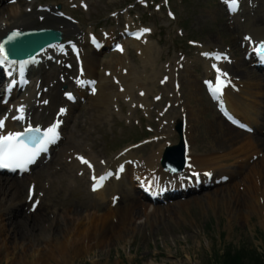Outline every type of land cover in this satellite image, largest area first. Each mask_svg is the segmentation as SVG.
I'll list each match as a JSON object with an SVG mask.
<instances>
[{"label":"rangeland","instance_id":"obj_1","mask_svg":"<svg viewBox=\"0 0 264 264\" xmlns=\"http://www.w3.org/2000/svg\"><path fill=\"white\" fill-rule=\"evenodd\" d=\"M12 1L2 0L0 5L5 7L7 12L18 7H20L18 8L19 11L23 13H33L36 9L46 7H54L58 11H63L62 13L68 16L74 26L77 27L76 29L79 32H84V50L88 56H92L93 52L89 36L90 34H98L102 37L99 41L103 44V48L94 54L95 58L100 63H115L117 60V73L124 75L128 74V70L118 63L124 58L120 52H115L112 49V45L128 42L127 32L129 29H138L155 49V53H151L152 58L144 59L132 43H125L127 60L132 63V67L137 73L145 71L141 74L149 77L151 76L150 68H152L155 71L160 69L159 72L167 74L164 69L166 64L169 70L173 68L176 71L178 69L176 71L178 74H175L179 78L183 75L181 69L183 61L194 62L197 57H201L203 51L205 57V52L216 53V50L219 49L227 51L229 47L235 57H233L234 60L243 58L241 47L249 39L250 33L256 32L255 30L258 29L264 30V0H239L241 10L235 14V18H231V15L226 12L223 0H169V4H167L168 0H22L20 5H11ZM27 18L30 22L38 20L32 14L27 15ZM44 23L45 26H50L54 21L51 18H46ZM77 38L78 36L73 34L64 37L66 41L70 42ZM246 48L249 49L250 47L247 46ZM214 49L216 50L213 51ZM175 63H177L176 67L173 66ZM229 72L237 75L235 69ZM187 75L191 76L190 80H195L196 86L199 85L198 95L195 98H190V90L184 85L186 75L183 76L180 87L175 84L172 87L168 81L157 83L156 79L153 85L151 83L146 85L147 88L145 89H150L146 99L145 95L143 96L145 90L142 89L138 92L136 88L132 95L126 99L113 97L106 105L107 115L102 114L103 104L98 102L97 97L94 98L95 101H90L89 98L94 96L86 89L83 97L75 103L69 120L70 128L79 122L77 128L73 127L74 131H77L74 133L73 140L67 139L70 129L66 127L61 142L59 141V144L57 143L51 148L50 156L32 168L28 174L18 178L0 175V177L9 180L18 179L22 182L20 183L22 200L33 197L29 193L30 189H32L33 194H36L35 200L40 203V214H36L38 222L32 218L35 220L33 230L37 237L36 241L40 243L42 241L41 246L44 238L54 234L57 229L60 230L68 217L76 218L78 212L83 214L82 216L92 214L95 209L100 213L106 208L98 204L100 202L98 197L88 192L89 175L79 176L76 174L75 177L72 176V181L68 174L70 173L68 166L58 160L59 151L67 145H71L72 141L75 144L77 142L81 147L82 155L94 156L95 159L107 161L108 164L116 160L126 150L135 152L137 158L143 157L145 159L143 163H147L151 153L158 150L159 145L163 144L167 147L177 144L178 135L174 128L179 120H183L184 123L189 120L185 105L191 103L192 106L206 105L205 111L203 110L201 115L199 114V118H196V122L199 120V123L195 126L188 123L191 131L189 126L187 130L190 132L187 131L188 133L185 134L186 128L184 130L185 139L187 135L190 142H187L189 151L186 154L187 163L190 159L189 153L203 159L205 151H210L212 144L222 145L220 144L221 141L213 140L205 130L207 121H212L215 116H221L219 103L207 91L209 86L214 84L216 74L209 65L199 62L196 66L189 68ZM254 76L256 77V75ZM206 79L210 83L208 87L204 85ZM118 81L117 79V89L119 92H123L124 87ZM69 89L66 83L63 86L56 85L53 88L54 91H68ZM19 95L18 92L14 94V102L18 100ZM196 100L199 102H195ZM246 103L252 105L250 100H246ZM147 106L150 108L148 109ZM191 116L195 122V116ZM166 133L169 134L168 137ZM262 135L264 136V132ZM78 136H80V140H77ZM236 144L233 148L228 149L230 151L232 149V155L240 156L243 150L252 147ZM92 145H94V149L91 148ZM260 147L253 150L264 153V149ZM236 158L234 157L225 166L235 165ZM72 160H75V157L69 158L68 161L70 162L67 161V164L71 163ZM253 160L255 161L254 158L251 161ZM44 162H46L45 165ZM94 170L99 171L98 164L94 166ZM195 172L198 170H193V172L188 170L185 176L192 177ZM199 172L205 174V171ZM240 176L232 178L228 184L229 187L216 189L218 186H225V180L221 183L215 182L213 184L211 182L194 191L195 193L184 192L182 196L168 197L166 200L156 198L155 195L158 194V191L150 190L146 183H138L136 178H131L129 181L135 188L134 192L139 200L148 205L149 214L138 215L136 223L141 225V228L136 229L137 232L129 231L128 235L123 234L125 236H122L120 241H115L114 235H109V239L106 240L109 244L95 249L96 251L99 250L100 264H211L215 260L214 257L220 255L225 249H239L243 246L255 248L264 255L263 194L260 190L257 194L252 187L247 188L246 185L233 187L236 182L242 181L244 176ZM125 178L128 179L129 176L126 174ZM171 178H175V176H170L169 180ZM70 181H72L71 185H69ZM197 181L200 182L198 179ZM232 190L234 193L230 194L231 198L236 199L235 192L245 195L242 207L236 212L237 216L235 215L233 218L229 216L230 212L224 203L215 206L214 202L207 204L204 200L202 203L190 201L189 204L178 206V202L184 203L183 200L189 197L201 198L214 191H219L217 196L220 198ZM170 192L173 193L174 189ZM252 195L255 196L254 200L258 201V212L250 209L247 205L249 201L247 198H251ZM106 196L109 197L110 192ZM29 206L31 207V204ZM154 207L156 209L153 210ZM157 207L164 208L156 214ZM26 211L25 208L23 213ZM23 234L27 237L30 232L24 229ZM30 239L33 240L34 236ZM30 239L25 240V243H28ZM88 257L89 254L86 253L71 264H89ZM0 264L13 263H9L4 256H0ZM47 264L56 263L49 261Z\"/></svg>","mask_w":264,"mask_h":264},{"label":"bare ground","instance_id":"obj_2","mask_svg":"<svg viewBox=\"0 0 264 264\" xmlns=\"http://www.w3.org/2000/svg\"><path fill=\"white\" fill-rule=\"evenodd\" d=\"M1 1L2 0H0V2ZM21 1L22 0H13L11 5H20ZM227 1L230 0H226L225 3ZM1 6L2 5H0V7ZM239 6L241 7V4ZM18 8L11 12H7L5 7L0 8V38L11 30L24 31L42 28L58 30L62 33L63 37H66L68 34H73L77 35L78 38L72 42H63L60 45L50 46L34 56L31 61L24 64L4 63L0 61V93L2 92L0 99V119L4 120V127L0 129V134L7 135L8 133H19L27 128H39L43 131L55 128L56 138L49 144L50 148H52L56 142H61L64 129L68 127L70 132L67 139L73 140L74 133L77 132L74 131V128H77L79 122L74 124V128H70L69 120L71 119V113L75 103L78 99L83 97L86 89L94 96L89 98L90 101H95L94 98L97 97L99 99L98 102L103 104L102 110L100 109L102 114L107 113L106 105L113 97H122L126 99L132 95L135 88L138 92L144 89L145 94L141 93L143 96L145 95L144 97L146 99L150 93V89H145L147 88L146 85L148 83L153 85L156 79L157 83L168 81L172 87L174 84L180 87L181 80H183V76L186 75L184 77V81H186L184 85L190 90V98H195L198 95L199 85L196 86L195 80H190L191 76L187 74L189 68L196 66L199 62L209 65L210 68L214 67L217 72L224 75L225 82L223 81L222 83V91L220 94H216L217 102L221 108L231 114L234 119H240V126L250 127L251 132L247 133L240 130V126L234 127L230 125L221 116H215L212 121L205 122L206 133H209L213 140L221 141L220 144L222 145L216 146L212 144L211 150L205 151L206 153L203 159L189 153L190 156H188L190 159L187 168L185 172L180 175H170L162 171L159 161L165 149L163 144V146L159 145L158 150L151 153V157L147 160V163H143L145 160L143 157L137 158L135 152L126 150L116 160L108 164L107 161L97 160L94 156L82 155L83 153L80 150L81 147L77 142L75 144L72 141L71 145H67L59 151L58 160H60V163L68 166V170L70 171L68 174L72 181V176L75 177L76 174L79 176H83V174L89 175L90 184L88 192L91 191L93 184L99 177L104 178L102 184L97 186L96 190L92 192V195L98 197L100 201L98 204L105 206V210L99 213L98 210L95 209L92 214H86L85 216H82L83 214L81 215L78 212L77 217L74 214L76 218L67 216L68 219L67 221L65 220L66 222L63 227L60 230L57 229L54 231V234L45 237L43 245L41 246L42 241L41 243L36 241L37 237L33 230L35 220L38 222L36 214L40 211V203L35 200L37 197L36 194H33L31 199L22 200L20 194V183L22 182L18 179L9 180L0 177V256H4L9 263L13 264H47L49 261L56 264H71L75 259L87 253L89 254L87 258L89 264H100L99 250L96 251L95 249L102 248L106 244L108 245L109 243H107L106 240L109 235H114L115 241H120V238L122 236L124 237L126 234L128 235L129 231L133 233L137 232L136 229L141 228V225L136 223L137 218L139 216H145V213L149 214L147 211L148 205L139 200L137 194L134 192L135 188L132 182L129 181L133 177L136 178L138 183H146L150 190L158 191L156 198L166 200L168 197L182 196V186L186 187L190 185L198 190L199 187L207 183H221L225 180V186H218V188H216L222 189L228 186L232 178L241 175L240 177L244 176L242 181L236 182L233 187L246 185L247 188L252 187L257 194H259L258 191L260 190L263 194L262 199L264 200V153L259 150H253L260 146L264 149V136L262 135L264 132V70L258 64L253 54L256 44L261 41L264 42V30L258 29L255 30L256 32L250 33L249 39L245 42V45L241 47L243 58L234 60L235 57L229 47L227 51L214 49L213 51L216 50V53L205 52V57L203 51L201 57H197L194 62L189 63V61H183L184 63L181 67L183 75H181L180 78L176 77V74H178L176 71L178 69L176 71L173 68L169 70L166 64L164 69L167 74L159 72L160 69L155 71L152 68H150L151 76L149 77L141 74L145 71L141 70V73H137L136 70L133 69L132 63H129L127 60L125 48L126 41L121 44V55L124 59L118 62L123 68H127L128 70V74L124 75L122 73H117V60L115 63H100L95 58V51L92 52V56H88L84 50V32H79L68 16L62 13L63 11H58L54 7H46L36 9L33 13H23L19 11ZM29 14H32L38 20L32 22L28 21L27 15ZM230 17L235 18L236 16L232 14ZM46 18H51L54 23L50 26H45L44 22ZM134 31L138 30L129 29V33ZM90 35L92 41H98L102 38L98 34ZM128 42L135 46V49L139 52L141 57L144 59L152 58L151 53H153L155 49L151 42L147 41L142 35L139 36L138 39L128 40ZM247 46H250V48L247 49ZM208 54L219 57L228 54L229 58L220 57L216 59V57L212 56L210 60L207 59ZM119 60L121 59L119 58ZM58 61L60 64H58ZM177 63L173 66L176 67ZM147 68L145 67V69ZM232 69H235L237 75L229 72ZM3 75H8V83L9 81H17L20 79L28 80L27 85L25 87L23 86V93L18 96V100L15 102L13 98L16 89L10 88L9 86L4 87L5 80H1ZM254 75H256V77ZM117 79L119 80L118 82L123 85L122 87H124L123 92H119L117 89ZM228 82H231L232 85L229 86ZM65 83L67 87L70 88L68 91L53 90L56 85L63 86ZM215 86L216 85H212L210 87L211 92H213L211 88ZM181 91L183 93V89ZM155 93L157 92L155 91ZM151 95L153 96V94ZM5 96L8 97L6 103L2 100V97ZM70 97L72 100H70ZM246 100H250L252 105L246 103ZM195 102L199 101L196 100ZM147 104L149 103L147 102ZM205 105L198 104L192 106L191 103H186L185 106L189 115V120L185 123V134L187 131H191V127L188 123L194 124V126L199 123V120L196 122V118L198 119L199 114L203 112V110L205 111ZM179 106L181 107V104ZM20 108H23V119L13 120L12 117L16 114L21 115L18 111ZM149 108L150 107H148V109ZM251 114L254 117H251ZM191 115L195 116V122ZM188 126L189 130H187ZM168 127L171 129L170 126ZM170 133H172V130H170ZM168 135L169 134L166 133L167 137ZM80 136L77 137V140H80ZM187 137L186 135V140L190 143ZM236 143L252 147L243 150L240 156L232 155V149L231 151L228 149L233 148ZM91 148L94 149V145H92ZM44 157L45 156H41L38 162ZM72 157H75V160H72L74 162L71 161V163L67 164L68 159ZM234 157H237L235 165L226 167L225 164L233 160ZM253 158L255 161H251ZM82 160L88 163H83ZM45 163L46 162L43 164L45 165ZM96 164L99 165L98 172L94 170ZM89 165H91V167H89ZM35 166H37V164ZM188 170L192 172L193 170H198V172L194 173L192 177L185 176ZM199 171H205V174ZM126 174L129 176L128 179L125 178ZM170 176H175V178L169 180ZM209 177H211V179H209ZM198 178L201 180L199 187L195 183ZM72 181L69 182V185L72 184ZM172 189H174L173 193L170 192ZM190 190H192V188L188 189V191ZM30 191L32 192V189H30ZM108 192H110L109 197L106 196ZM193 192L194 191L190 193ZM232 193H234L233 190L229 193L227 192L220 198L217 196L219 191H214L201 198L189 197L183 200L184 203L178 202V206L189 204L190 201L202 203L204 200L207 204L214 202L215 206L219 203H224L230 212L229 216L233 218L235 215L237 216L236 212L242 207L243 197H245V195L243 196L235 192L236 199H234L230 196ZM254 198V195L249 199L247 198V200H249L247 205L250 209L258 212V201L254 200ZM29 204H31V207H28ZM96 207H98V205H96ZM25 208L27 211L23 213ZM163 208L157 207L155 213L157 214V212L161 211ZM154 209L156 208L154 207L153 210ZM51 213L53 212L51 211ZM259 217L261 216L259 215ZM32 218H35V220ZM55 218H57V215H55ZM24 229L30 232L29 236H25L27 233H24L25 235L23 234ZM32 236H34L33 240L30 239ZM27 239H30V241L25 243Z\"/></svg>","mask_w":264,"mask_h":264},{"label":"water","instance_id":"obj_3","mask_svg":"<svg viewBox=\"0 0 264 264\" xmlns=\"http://www.w3.org/2000/svg\"><path fill=\"white\" fill-rule=\"evenodd\" d=\"M61 41L62 33L55 30H12L0 40V49H2L0 54L3 56L9 52L12 58L18 60L29 59L47 46L60 43ZM175 131L179 137L178 144L165 149L161 159V166L165 171L180 173L184 169L186 161L183 123L181 121L176 124Z\"/></svg>","mask_w":264,"mask_h":264},{"label":"snow or ice","instance_id":"obj_4","mask_svg":"<svg viewBox=\"0 0 264 264\" xmlns=\"http://www.w3.org/2000/svg\"><path fill=\"white\" fill-rule=\"evenodd\" d=\"M233 6H238L236 0H232ZM259 51H264V46ZM2 52V49H0ZM220 57L217 56L216 59ZM211 87V86H210ZM214 94H220L222 91V82L219 77L217 78V84L214 88H211ZM21 113L18 119H23V108L18 110ZM4 127V120L0 119V129ZM37 132L39 129L36 130ZM31 129L24 133H8L7 135L0 134V168H7L10 170L21 169L26 170L27 165L32 163L35 156L45 143L54 141L56 138L55 128H50L43 134V139L38 140L37 137L30 135ZM38 144L40 147L34 148L30 145ZM83 163H88L82 160ZM91 167V165H89ZM103 177L97 182L96 186H100L103 181Z\"/></svg>","mask_w":264,"mask_h":264},{"label":"trees","instance_id":"obj_5","mask_svg":"<svg viewBox=\"0 0 264 264\" xmlns=\"http://www.w3.org/2000/svg\"><path fill=\"white\" fill-rule=\"evenodd\" d=\"M211 264H264V255L255 248L241 247L239 249H225L214 257Z\"/></svg>","mask_w":264,"mask_h":264}]
</instances>
